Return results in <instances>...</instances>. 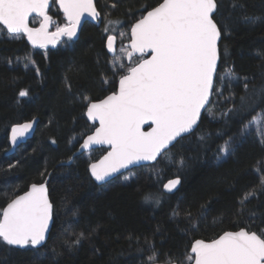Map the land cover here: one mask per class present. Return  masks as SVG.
Masks as SVG:
<instances>
[{"label":"snow or ice","instance_id":"6c2138e0","mask_svg":"<svg viewBox=\"0 0 264 264\" xmlns=\"http://www.w3.org/2000/svg\"><path fill=\"white\" fill-rule=\"evenodd\" d=\"M118 2L111 8H117ZM50 4H58L67 20L63 26L57 25L54 32H49L54 23L49 15ZM137 11L138 15L130 17L127 31H122L123 21L112 19L111 12L101 19L94 0H0V33L13 40L26 36L33 47L55 46L62 37L71 41L77 37L85 13L104 25L105 47L112 55L105 60L110 76L102 72L99 80L101 85L111 82L112 88L106 90L109 94L93 98L83 89L74 92L68 75L62 78L69 103L79 101L85 108L83 115L93 125L92 134L86 135L82 142L76 140L73 147L78 144L80 150H88L93 145H108L111 149L99 162L88 165L90 182L101 193L115 187L121 176L120 182L126 184L132 177L122 170L131 171L143 161L168 157L172 149L182 146L190 137H196L198 146L208 150L212 134H197L202 113L213 116L211 106L219 99L233 105L227 112L239 118L240 126L235 136L216 145V164L240 156L253 137L264 148V111L252 115L264 103V72L260 73L261 82L257 85L255 75L246 74L234 63L226 67L224 44L239 25L264 24V14H250L246 0H228L227 6L225 0H158L155 5H145ZM33 14L41 18L39 27L29 26ZM257 58L264 61V53ZM15 61L43 80L41 68L31 55L16 57ZM13 63L12 59L7 61L9 67ZM73 70L85 79L91 78L86 69L75 63L69 69ZM16 80L13 77L12 84ZM234 86L241 87L246 94L239 97V107L235 105ZM225 91L229 95L225 96ZM23 98L31 99L27 87L18 90L16 103ZM245 113L250 116L247 122ZM35 123L33 119L13 126L11 143L16 145L18 138L24 137ZM192 159H180L178 171L190 168ZM253 171L260 173L259 182L242 190L233 211L237 217L248 212L253 200L264 196V157L257 161ZM240 180V173L226 174L217 183L234 190ZM181 185V176L177 175L162 185L163 193H173ZM161 195L150 193L144 199L158 206ZM64 199L67 201V196ZM212 202V198L206 199L196 211L191 206L178 205L171 218L186 223V231H195L207 224ZM71 211L73 216L78 215L77 210ZM53 216L54 200L50 198L47 181L33 183L28 191L15 196L0 210V246L13 251L45 245L54 227ZM94 232L95 229L65 231L60 250L51 249L53 264H58L57 258L65 253L79 250ZM144 242L151 250L148 264H264V229L242 227L238 231H223L210 240L195 239L188 244L190 253L186 251L180 256L159 251L147 237Z\"/></svg>","mask_w":264,"mask_h":264},{"label":"trees","instance_id":"16d2710c","mask_svg":"<svg viewBox=\"0 0 264 264\" xmlns=\"http://www.w3.org/2000/svg\"><path fill=\"white\" fill-rule=\"evenodd\" d=\"M114 2L117 0H97L101 19L111 12L112 19L123 21L120 30L127 31L130 17L138 15L137 10L145 5H155L158 0H119L118 7L112 9ZM246 2L250 14H264V0ZM50 12L55 27L65 23L57 4H53ZM103 27L101 22L98 25L87 22L78 40L46 52L33 49L25 36L13 40L3 34L0 38V210L35 182L48 180L50 197L54 200V227L46 244L37 249L13 251L0 246V264H53L51 249L60 250L65 231L92 232L95 229L79 250L58 257V264H148L151 250L144 242L145 237L159 251L180 256L186 251L190 253L188 244L195 239L210 240L223 231L242 227L254 231L264 229V196L253 200L244 215H233L242 190L259 182L260 173L253 168L264 157V148L252 138L240 156L221 165L214 159L216 145L235 136L240 126L239 118L227 112L233 105L224 99L212 104L213 116L205 113L202 117L197 135L212 134L208 150L198 146L196 137H190L182 146L172 149L168 157L125 172L132 177L126 184L120 182L121 176L115 187L101 193L90 182L88 165L101 154L99 150L90 157L80 155L71 164L67 163L78 147V144L73 147L76 140L82 141L90 132V125L83 115L82 104L79 101L69 103L62 78L67 74L74 92L83 89L93 98L101 97L112 88L111 82L101 85L99 80L102 72L110 76L105 60L111 58L105 47ZM224 44L227 48L225 66L234 63L246 74L255 75L259 85L264 61L257 55L264 53V24L251 27L241 24ZM25 55H31L36 66L41 68L42 81L33 71L16 63V57L22 59ZM9 59L14 62L11 67L7 65ZM74 63L86 69L91 78L85 79L74 70L69 71ZM13 77H17L15 84H12ZM25 87L30 89L31 99L23 98L17 104V92ZM233 91L235 105L239 107V97L246 94L241 87L234 86ZM261 111H264V103L252 115ZM225 112L227 114L222 116ZM34 117H39L34 136L15 154L7 155L11 127ZM244 118L247 122L250 116L245 113ZM189 158H193L192 166L178 171V161ZM236 173L241 174V180L234 190H229L227 184L217 183L219 177ZM177 175L182 179L178 191L163 193L162 185ZM157 192L162 193L158 206L145 202L147 194ZM208 198L213 200L208 222L197 230L186 231V223L171 218L172 210L178 205L181 208L191 206L196 211ZM72 209L78 211L77 216L72 215Z\"/></svg>","mask_w":264,"mask_h":264},{"label":"water","instance_id":"95a60500","mask_svg":"<svg viewBox=\"0 0 264 264\" xmlns=\"http://www.w3.org/2000/svg\"><path fill=\"white\" fill-rule=\"evenodd\" d=\"M94 3H95V6H96V9H97V11L100 13V11H99V9H98V7H97V0H94ZM58 5V4H57ZM53 6V4H50V7H49V15H51L52 16V14L50 13V9H51V7ZM58 7H59V5H58ZM60 9V8H59ZM60 11L63 13V10L62 9H60ZM63 15H64V13H63ZM101 15V14H100ZM34 16H36V14H33V16L32 17H34ZM32 17H30L29 18V26L30 27H36V26H33V25H31V19H32ZM38 17V16H37ZM65 17V16H64ZM66 19V18H65ZM67 21V20H66ZM87 21H91V22H93V23H96V22H98L96 19H94V18H92V17H90V16H88V14L87 13H85V16L81 19V26H80V29L78 30V32H77V37H74L73 38V40H77L78 38H79V36H80V34H81V31H82V28L84 27V24L87 22ZM53 26V25H52ZM52 26H50V28H49V32H54V31H51V29H52ZM39 27V26H38ZM63 38H65V37H62L61 39H60V41L63 39ZM26 39H27V37H26ZM28 41V40H27ZM59 41V42H60ZM59 42L55 45V46H53V45H51V44H49L47 47H49V48H56L57 47V45L59 44ZM28 43L32 46V44H31V42L30 41H28ZM127 43V42H126ZM110 56L112 55L111 53H108ZM205 113H202V116H201V120H202V117H203V115H204ZM33 119H35V121H36V123L35 124H33V127H32V129H30L29 130V132L28 133H26L25 134V136L24 137H22V138H18V141H17V144L16 145H13L12 143H11V130H10V133H9V150L8 151H6V154L7 155H12V154H15V152L22 146V145H24L25 143H27V141L28 140H30L33 136H34V134H35V132H36V130H37V127H38V124H39V117H35V118H33ZM33 119H31V120H28V121H25V122H22V123H18V124H23V123H26V122H30V121H32ZM91 122V121H90ZM92 123V122H91ZM15 125H17V124H15ZM15 125H13V126H15ZM12 126V127H13ZM145 130H148L147 129V126L145 127ZM92 134V133H91ZM91 134H89V135H91ZM86 138V137H85ZM97 148H105L106 149V152L98 159V160H96V161H93V162H91V163H97V162H99L105 155H107V152L108 151H110L111 149H110V146H108V145H93L90 149H88V150H80L79 149V146L77 147V149L74 151L75 152V156L74 155H72V159H71V161H68L67 163L68 164H71L73 161H74V159H75V157H77V156H80V155H82L83 153H85V152H88V151H91V150H93V149H97ZM161 157H158L157 158V160L156 161H143V162H141V165H149V164H154V163H156L159 159H160ZM141 165H137V166H133L132 167V169L133 168H136V167H140ZM131 169V170H132ZM124 173L125 172H127V171H129V170H127V169H125V170H122ZM117 175H119V174H117ZM172 179H174V178H172ZM47 181V184H48V180H46ZM43 182H45V181H43ZM43 182H35V183H37V184H39V183H43ZM167 183V182H166ZM33 184V183H32ZM32 184H30L29 186H28V188L26 189V190H24L23 192H21V193H19V194H17V195H23L24 194V192H26V191H28L29 189H30V186L32 185ZM49 186V185H48ZM180 188V186H178V189ZM178 190H175L173 193H175V192H177ZM50 192V191H49ZM173 193H168V194H173ZM16 195V196H17ZM15 198V197H14ZM51 198V197H50ZM11 201V200H10ZM9 201V202H10ZM8 202V203H9ZM6 206H7V204H6ZM5 206V207H6ZM4 207V208H5ZM53 220H54V216H53ZM51 230H52V227H51ZM239 229H237V230H228V231H238ZM199 239H203V238H199ZM47 242V241H46ZM43 246V245H42ZM39 247H41V246H39ZM38 247V248H39Z\"/></svg>","mask_w":264,"mask_h":264},{"label":"flooded vegetation","instance_id":"af4514ba","mask_svg":"<svg viewBox=\"0 0 264 264\" xmlns=\"http://www.w3.org/2000/svg\"><path fill=\"white\" fill-rule=\"evenodd\" d=\"M58 6V5H57ZM51 13V12H50ZM52 14V13H51ZM52 17H53V14H52ZM40 17H37V16H34V17H32V19H31V25H33V26H36V27H38L39 26V21H40ZM64 19H65V17H64ZM53 20H54V17H53ZM55 21V20H54ZM64 22L65 23H67V21H66V19L64 20ZM87 22H90V23H93V22H91V21H87ZM86 22V23H87ZM99 22L100 21H98V22H96V23H93V24H96V25H98L99 24ZM65 23H63V24H65ZM63 24L62 25H60V26H63ZM85 25V24H84ZM2 27V26H1ZM55 22L53 23V26H52V29H51V31H55ZM26 37V36H25ZM78 40V39H77ZM74 41H76V40H71V41H68V39H67V37H65V38H63L60 42H59V44L57 45V47L56 48H49V47H47L46 49L45 48H39V47H33V46H31L33 49H35V50H42L43 52H46V50H50V49H57V48H59V47H66V46H68V45H70V42H74ZM127 41H125V43H126ZM110 56V55H109ZM110 58H111V56H110ZM110 83V82H109ZM108 83V84H109ZM107 85V84H106ZM107 94H109L108 92H106L105 94H103L101 97H99V98H103L105 95H107ZM86 117V116H85ZM35 118V117H34ZM33 119V118H32ZM86 119H87V117H86ZM29 120H31V119H29ZM28 121V120H27ZM23 122H25V121H23ZM87 122L89 123V125H90V132L87 134V135H89V134H91L92 133V128H93V125H92V123L90 122V121H88L87 120ZM22 123V122H21ZM18 124V123H17ZM15 125V124H14ZM96 126H98V124L96 125ZM12 128V127H11ZM11 130V129H10ZM10 133V132H9ZM86 137V136H85ZM84 137V138H85ZM83 140V139H82ZM82 142V141H81ZM79 146V145H78ZM9 150V149H8ZM7 150V151H8ZM97 150H99L100 151V155L96 158V159H94V160H92L91 162H93V161H96V160H98L105 152H106V149L105 148H97V149H93V150H91V151H88V152H85V153H83L82 155H85V156H87L88 157V153L89 154H91V156H92V154L95 152V151H97ZM16 153V152H15ZM90 162V163H91ZM206 240V239H205Z\"/></svg>","mask_w":264,"mask_h":264},{"label":"rangeland","instance_id":"374dc122","mask_svg":"<svg viewBox=\"0 0 264 264\" xmlns=\"http://www.w3.org/2000/svg\"><path fill=\"white\" fill-rule=\"evenodd\" d=\"M0 27H1V26H0ZM1 37H3V33H0V38H1ZM253 138H255V137H253ZM255 139H257V138H255ZM90 156H91V154L88 153V157H90ZM128 175H129V174H128ZM129 176H130V175H129Z\"/></svg>","mask_w":264,"mask_h":264}]
</instances>
